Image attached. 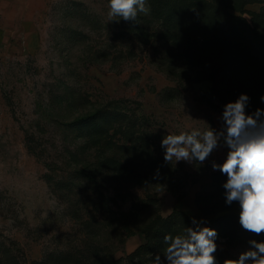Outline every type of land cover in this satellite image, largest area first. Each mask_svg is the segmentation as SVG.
I'll list each match as a JSON object with an SVG mask.
<instances>
[{"label": "rangeland", "instance_id": "rangeland-1", "mask_svg": "<svg viewBox=\"0 0 264 264\" xmlns=\"http://www.w3.org/2000/svg\"><path fill=\"white\" fill-rule=\"evenodd\" d=\"M145 3L133 22L109 0H0V264H168L193 218L217 264L264 241L225 202L226 145L202 165L161 147L219 131L241 94L264 109V0Z\"/></svg>", "mask_w": 264, "mask_h": 264}, {"label": "clouds", "instance_id": "clouds-1", "mask_svg": "<svg viewBox=\"0 0 264 264\" xmlns=\"http://www.w3.org/2000/svg\"><path fill=\"white\" fill-rule=\"evenodd\" d=\"M138 13L148 15L150 7L145 0H109L110 20L121 17L135 21ZM118 22V20H117ZM250 98L241 94L235 102L224 106L223 125L219 131L211 128L192 129L168 134L161 141L164 160L203 164L221 143L229 149L222 164L212 163L213 170L227 176L223 188L226 204L238 201L239 223L255 235L264 234V109L257 108L252 114L245 109ZM264 102V96L261 97ZM195 227H185L175 234L164 236L163 256L168 264H217V232L201 227L195 218ZM250 247L239 254L238 259H228L224 264H264V241L250 240ZM152 264H162L156 254Z\"/></svg>", "mask_w": 264, "mask_h": 264}, {"label": "trees", "instance_id": "trees-1", "mask_svg": "<svg viewBox=\"0 0 264 264\" xmlns=\"http://www.w3.org/2000/svg\"><path fill=\"white\" fill-rule=\"evenodd\" d=\"M96 118H97L96 113L92 114V115L82 116V117H79L78 119H76L75 121H73L74 122L73 124H77V125L82 126V125H85L88 121L96 120ZM85 174H86V179L89 182H93V183L96 182V178L92 173H84V175ZM146 238L148 239V233L146 234ZM148 243H149V241H148Z\"/></svg>", "mask_w": 264, "mask_h": 264}]
</instances>
